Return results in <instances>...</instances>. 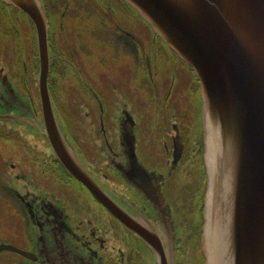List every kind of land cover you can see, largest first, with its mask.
Here are the masks:
<instances>
[{"label": "flooded vegetation", "instance_id": "flooded-vegetation-1", "mask_svg": "<svg viewBox=\"0 0 264 264\" xmlns=\"http://www.w3.org/2000/svg\"><path fill=\"white\" fill-rule=\"evenodd\" d=\"M47 85L83 165L153 231L166 264H203L206 170L192 67L126 0H44ZM34 26L0 0V264H159L58 161L43 133Z\"/></svg>", "mask_w": 264, "mask_h": 264}, {"label": "water", "instance_id": "water-1", "mask_svg": "<svg viewBox=\"0 0 264 264\" xmlns=\"http://www.w3.org/2000/svg\"><path fill=\"white\" fill-rule=\"evenodd\" d=\"M33 21L44 130L56 158L156 251L153 231L97 182L57 123L49 91L48 20L41 0H4ZM188 62L200 83L207 184L205 264H264V0H126Z\"/></svg>", "mask_w": 264, "mask_h": 264}]
</instances>
